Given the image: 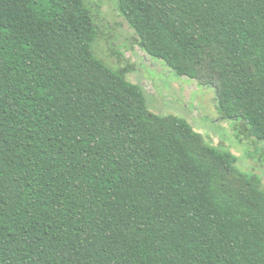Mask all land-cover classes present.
Segmentation results:
<instances>
[{
  "label": "trees",
  "instance_id": "obj_1",
  "mask_svg": "<svg viewBox=\"0 0 264 264\" xmlns=\"http://www.w3.org/2000/svg\"><path fill=\"white\" fill-rule=\"evenodd\" d=\"M139 46L264 145V0H118ZM89 0H0V264H264V184L95 51Z\"/></svg>",
  "mask_w": 264,
  "mask_h": 264
},
{
  "label": "rangeland",
  "instance_id": "obj_2",
  "mask_svg": "<svg viewBox=\"0 0 264 264\" xmlns=\"http://www.w3.org/2000/svg\"><path fill=\"white\" fill-rule=\"evenodd\" d=\"M89 1L99 26L96 54L111 67L128 69L127 79L144 89L151 110L185 118L207 142L234 153L240 170L258 175L264 184V145L243 134L238 139L234 123L219 118L214 87L177 75L144 51L118 0Z\"/></svg>",
  "mask_w": 264,
  "mask_h": 264
}]
</instances>
